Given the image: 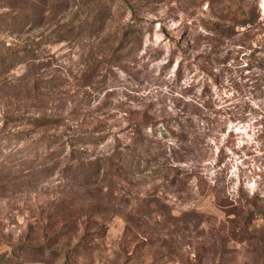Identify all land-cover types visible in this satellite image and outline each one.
<instances>
[{
	"label": "rangeland",
	"instance_id": "1",
	"mask_svg": "<svg viewBox=\"0 0 264 264\" xmlns=\"http://www.w3.org/2000/svg\"><path fill=\"white\" fill-rule=\"evenodd\" d=\"M0 264H264V0H0Z\"/></svg>",
	"mask_w": 264,
	"mask_h": 264
},
{
	"label": "trees",
	"instance_id": "2",
	"mask_svg": "<svg viewBox=\"0 0 264 264\" xmlns=\"http://www.w3.org/2000/svg\"><path fill=\"white\" fill-rule=\"evenodd\" d=\"M27 17H28V15H26V18ZM113 156L114 157L108 158V161H106V162H108L107 166L104 165V164L101 165V170L102 171L106 170V171L109 172V170L114 166V164H111V163H113L112 159L115 158V155H113ZM116 168L119 169V167H117V165H116ZM107 169H109V170H107ZM166 175H168V174H166ZM188 177H189V175H184V174L181 175V174H178V173L172 174L171 175V183L170 184L178 186L181 190L185 189L188 186V183H189L188 182V179H189ZM153 202H155V200L151 201L150 203H153Z\"/></svg>",
	"mask_w": 264,
	"mask_h": 264
}]
</instances>
